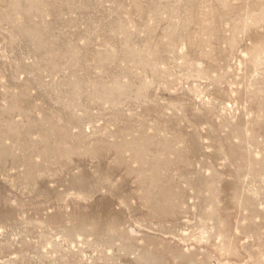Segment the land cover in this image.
<instances>
[{"label": "rangeland", "instance_id": "rangeland-1", "mask_svg": "<svg viewBox=\"0 0 264 264\" xmlns=\"http://www.w3.org/2000/svg\"><path fill=\"white\" fill-rule=\"evenodd\" d=\"M0 264H264V0H0Z\"/></svg>", "mask_w": 264, "mask_h": 264}]
</instances>
